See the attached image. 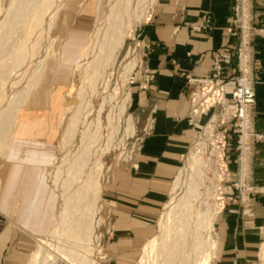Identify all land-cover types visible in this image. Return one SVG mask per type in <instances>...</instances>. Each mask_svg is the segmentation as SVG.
<instances>
[{"label": "crops", "instance_id": "obj_1", "mask_svg": "<svg viewBox=\"0 0 264 264\" xmlns=\"http://www.w3.org/2000/svg\"><path fill=\"white\" fill-rule=\"evenodd\" d=\"M103 0H65L53 22L52 57L16 115L0 159V264H33L40 241L59 225L63 200L49 179L58 154L65 93L71 68L100 18ZM235 0H152L136 32L139 53L153 81L131 88L134 147L117 162L100 198L105 230L104 257L96 264H134L153 221L171 193L186 152L197 142L209 115H188L186 77L205 78L218 56L233 75ZM248 56L255 91L251 124L264 134V0H248ZM141 46H145L146 49ZM84 49V48H83ZM233 83L225 85L226 94ZM233 135L228 136L227 168L237 171ZM250 184L259 189L239 207L227 194L215 221L216 252L211 264H258L264 240V142L251 144ZM230 193V192H229Z\"/></svg>", "mask_w": 264, "mask_h": 264}, {"label": "rangeland", "instance_id": "obj_2", "mask_svg": "<svg viewBox=\"0 0 264 264\" xmlns=\"http://www.w3.org/2000/svg\"><path fill=\"white\" fill-rule=\"evenodd\" d=\"M137 3L138 0L130 1V7L127 12V18L129 21L127 36L124 39L123 46L113 66L110 69H107L106 71L98 75L96 79L98 83L96 84L97 92L95 91L94 96L90 100L92 106L90 113L86 117H84L83 114H81L82 116L80 115L77 124L78 130L76 129V133L72 139L73 141L71 140L70 142L64 145H61L59 143L57 159L52 171L49 174V179L52 182L55 189L57 190V192L60 195H62L61 197L63 200V205H64V200H66V198L70 196L71 188L77 187L79 184L84 183L85 182L84 180L87 177L91 179V183L93 184V186L98 185L100 187V198H101V193L103 192L104 184L106 182L109 183L110 181V177L112 175V169L115 168L117 162L119 163L122 162V160L124 161L128 160L135 145L134 144L135 128L131 120V111H130L131 103H132V98H131L132 93L130 90L132 86H137L139 89H144L147 87V85H149L153 81L152 78V80L149 81V83L144 82L145 77L149 73L144 63L145 62L144 57L146 56V54L138 52L140 44L137 43L135 39L136 38L135 30L148 17L147 15L149 13L152 0H143V2H140V4ZM108 4H109V0L102 1V10H101L100 18L95 24V26L92 28L89 37L87 38L85 44L83 45V48L88 49L87 57L85 58V60L80 59V55L83 50L82 48L79 52V56L76 59L75 64L71 68L69 89L65 93L67 108H66L65 116L63 118V122L61 124L60 141H62L63 134L67 129L65 127H68L67 123L75 113L73 101L76 94L83 88L85 90V93L87 92L86 94L88 97V98L86 97L83 103L87 99H89L90 93L88 89V84L92 76L91 75L92 73L88 70L86 73L85 69H88L87 66H89L90 62L93 60V56H94L93 50L97 42L95 37V28L96 25H98V23L103 22L105 20L106 13L108 11ZM43 6H41V9L43 8ZM20 26L21 28H19ZM20 26L18 25V27H16V29H14L12 33H10L8 36H5V38H7V40L10 42L6 40L4 43L5 45H3L2 47L3 51L2 49L0 51V60L1 61L3 60L4 63L2 67L3 75H0V93L5 92V88H8L10 85H12L15 88L13 90V94L10 96L11 98H13L15 94L17 95L19 92L24 91L29 84L32 85L34 83L36 79L35 73L38 68L37 65L39 66L41 65L40 59L38 58L35 61V64L33 63L32 66L27 70L26 72L27 74L25 73V77L23 79L20 80V78H17L16 80H14L16 74L15 72H13L14 74L11 73V71L15 65V61H14L15 53L9 51V47L10 49L14 48V50L16 47L17 50V47L19 46L20 42L28 38L29 35L28 33L31 34L32 33L31 31H33L32 24L26 26L25 24L22 23L20 24ZM127 26L128 25L123 27L124 30H127ZM105 27L106 25H102V28L100 29V35L99 37H97L98 40L103 39L105 34L104 33ZM36 32L37 34H39L38 36L40 37V33L38 31H34V33H32V38L35 36L33 38L35 40L36 38L39 39ZM48 39L49 40L46 45H42V42L41 44L40 43L38 44L39 41L37 42V40L36 41L34 40L35 43L33 41L32 44L34 48L33 51L36 52L35 53L36 56H38L39 50L44 51L43 52L45 54V58L43 60L44 65L45 63H47V61L51 59L52 51L54 50L52 49L54 43L51 42L52 40H51L50 32ZM4 47H6V49ZM141 47L146 49L145 46H141ZM4 49L9 51L10 54L4 51ZM234 63L235 66L232 76L230 77L227 76L225 70H223L222 80L224 81L223 82L224 90L227 82H232L234 85V79L237 76L236 60H234ZM11 65H13V67ZM77 66L79 67L76 68ZM127 67L129 68L127 69ZM105 87H107V92H103V89ZM31 90L29 92H31ZM111 93H113L112 101L106 104L102 109L101 113L97 115V111L102 101V97H104L105 95L108 96V94ZM16 100L17 102L14 100L15 102L13 101L12 103H10V100H7L2 105V111H4L5 114L0 111L1 112L0 113V156H1L0 159L3 156V152L5 150L4 148L5 141H6L5 134L3 131L4 129L3 124H6L7 121L6 118H11L10 114L13 113L15 108L17 107L18 99ZM187 103H188V96H187ZM122 105L124 106L123 112H121L120 114L119 109ZM3 114L4 116H2ZM208 115L209 116L211 115L210 116L211 120L210 121L208 120L204 129L199 133L197 142L184 155L180 165V170L174 180L172 191L165 199L159 216L153 221L152 232L143 241L142 246L138 251L134 264H158V260L160 258L159 239L162 237V232L166 230L167 227L169 228L173 226V224L176 222L175 221L176 217L180 216L178 214L182 212L181 211L182 209L177 208L176 201L184 195L187 184L190 179L191 171L186 169L187 168L186 162L189 156H192L191 159H193V161L194 160L196 161L197 158H200L202 163L205 164L204 168H202L203 170L202 172H204L205 175V181H204L205 188L199 186L197 187V192L200 193L204 191L207 196L205 199H203V201L202 200L199 201L197 207H199V209L210 212L213 210V208L217 209L214 220L212 222L213 223L212 229L210 232L211 238L215 244H216L215 221H217L219 217V213L225 211L226 209L227 194H231L233 196V199L237 202V205L242 208L244 203L240 201V199L244 194V189H248L249 187L253 189L252 194L259 193L260 188H256L250 184V177H249L250 171H248V176L245 177L246 178L244 180L245 182H243L241 187H239V185L236 187L234 185L238 184V181L240 180L239 170L237 168V171L235 173V181L231 183L230 180L232 174L228 168L224 169L223 167V164L227 165L226 162L227 148L225 150V153L224 152L222 153L220 149H218V146L215 142L216 140L212 136V127H213L212 122L214 121V116L212 117L211 111L210 114ZM206 128L209 130L208 134H206L204 131ZM83 133L87 135L86 137L87 140L86 139L82 140ZM252 133L258 134L255 133L253 129H252ZM230 134H232V132H230ZM93 135H95L96 137L92 141H90V137ZM108 139L111 140L108 141ZM234 141L235 139L233 137V142ZM234 146H235V142H234ZM236 161H237V154H236ZM180 172H182V174L180 175V178H178ZM196 203L197 202H195L194 204ZM169 210H172L174 217L173 219L168 220L166 225L165 226L163 225L162 229H160L159 222L161 218L169 212ZM77 211L79 213L81 212L80 210ZM78 212L75 214V218L78 216L77 215L79 214ZM68 218H69L68 216L65 217L64 218L65 221L66 219L68 220ZM110 225H111L110 222H108L107 224L106 221L101 218L100 199H99V209L92 217L91 227L93 229L91 230L89 235V239H91L93 244L92 245L93 251L91 252L90 259H92L95 264L105 256L103 251V245H104L103 243L106 239L105 237L107 236L104 234V232L105 230H107V228H110ZM59 228L61 227L58 225V227L53 231V233H51L47 237V239H43V243H47L49 247L50 245H52L53 247L64 248L67 251L68 250L73 251L74 253L82 255L84 250H82L81 247H83L84 245L81 246L82 243L80 244L73 241L72 239L61 237L60 230L62 228L61 229ZM216 247L217 246L215 245L214 255L209 264L212 263V260L215 257ZM147 249H149V251H147ZM56 264H68V263L61 260L58 261ZM258 264H264V240L258 251Z\"/></svg>", "mask_w": 264, "mask_h": 264}, {"label": "bare ground", "instance_id": "obj_3", "mask_svg": "<svg viewBox=\"0 0 264 264\" xmlns=\"http://www.w3.org/2000/svg\"><path fill=\"white\" fill-rule=\"evenodd\" d=\"M64 1L65 0H0V51L7 40L5 36H8L10 33H12L13 30L22 23L26 26L32 24L33 31H29L32 33H34V31H38L40 33L39 37V34L36 32L37 36L39 37V39L36 38L37 42L39 41L38 44H41L42 42V45H46L49 40V32H51L50 30L52 28V24L59 18L58 13ZM130 1L131 0H109L108 11L106 13L105 20L96 25L95 37L97 42L93 50V60L90 62L89 66H87L88 69H85L86 73L87 70L92 73L88 84L90 93L89 99L85 101L86 103H83L87 97V92L85 93L83 88L76 94L73 101L75 113L70 120L68 119V127H65L67 129L63 134L62 141H60L61 145L67 144L73 139L76 133L80 115L83 114V116L86 117L90 113L92 107L90 100L94 96L96 84H98L96 79L98 75L113 66L118 54L120 53L129 27L127 12L130 7ZM140 2H143V0H138L137 4H140ZM41 6H43L42 9ZM102 25H106L104 32L105 34L102 40H98L97 37L100 35V29L102 28ZM126 25H128L127 30H124L123 27ZM19 28H21V26ZM32 33H28L29 35L27 34L28 38L20 42L17 50L15 47L16 52L14 48L10 49L9 47V51L15 53V65L13 64L14 67L11 65L13 67L11 73L15 72L16 74L14 80L17 78H20V80L23 79L27 70L32 66L33 63L35 64V61L38 58L40 59L41 65L39 66L36 64L38 66L35 73L36 79L34 83L32 85L29 84L24 91L19 92L17 95L15 94V96H12L13 98H11L10 96L13 94L15 87L10 85L8 88H5L4 86L5 92L0 93V111L4 114L5 112L2 111V105L7 100H10V103H12L14 100L17 102L16 99H18L17 107L15 108L14 112L10 114L11 118H6V124H3V131L6 140L4 148L7 147L8 139L12 130L14 129L16 115L21 107L22 102L24 101L28 92L34 88L35 84H37V81L42 74L43 67H45L43 62L45 58V54L43 53L44 51L39 50L38 56H36V52L33 51L34 48L32 44L35 40L33 39L35 36L32 38ZM51 42L53 43L54 41L52 40ZM4 48L6 49V47ZM5 49L4 51L10 54L9 51ZM87 54L88 49L84 48L81 52L80 59L85 60ZM3 65V60H0V75H3ZM78 67L79 66L76 68ZM128 68L129 67H127V69ZM103 92H107V87L103 89ZM112 97L113 93L102 97L97 115L101 113L106 104L112 101ZM123 107L124 106L122 105L119 109L120 114L123 112ZM4 114L2 116H4ZM204 131L206 134L209 133L207 128ZM86 137L87 135L83 133L82 140H85ZM95 137V135L91 136L90 141H92ZM110 140L108 139V141ZM191 158L192 156H189L186 162V169L191 171L186 191L184 195L176 201L177 208L182 209V212L178 214L180 216L176 217V222L173 224V226L169 228L167 227V229L162 232V237L159 239V256L161 259L159 258L158 264H209L214 255L215 243L211 238L210 232L217 209L213 208V210L210 212L197 207L199 201H203V199H205L207 196L204 191L200 193L197 192V187L200 186L205 188V175L204 172H202V168H204L205 164L202 163L200 158H197L196 161H193ZM181 174L182 172L179 173L178 178H180ZM84 181V183L79 184L77 187L71 188L70 196L64 200V205L59 215V226L62 228H59L61 229L60 236L66 237L67 239H72L73 241L80 244L82 243L81 246L84 245L81 247V249L84 250L83 254L79 255L73 251H67L64 248L53 247L52 245L49 247L47 243L40 241L37 250L34 252L32 257L33 264H56L61 260L68 264H95L93 260L90 259L91 252L93 251V244L91 239H89V235L93 229L91 227L92 217L99 209L100 187L98 185L93 186L89 177H87ZM195 202L197 203L194 204ZM77 210H80L81 212L79 213ZM77 212L79 214H77L78 216L75 218V214ZM67 216L69 218L65 221L64 218ZM173 217L174 214L172 213V210H169V212L165 214L159 222L160 229H162L163 225H166L168 220L173 219ZM149 249H147V251H149Z\"/></svg>", "mask_w": 264, "mask_h": 264}, {"label": "built area", "instance_id": "obj_4", "mask_svg": "<svg viewBox=\"0 0 264 264\" xmlns=\"http://www.w3.org/2000/svg\"><path fill=\"white\" fill-rule=\"evenodd\" d=\"M235 1L232 35L237 39L233 52L237 76L234 79L233 90L229 95L224 90L222 80L224 69L218 56L213 58L209 76L205 78L187 76L185 84L188 89L189 118L197 120L211 111L212 117L214 116L212 136L222 153H225L228 136L232 132L240 178L238 184L234 186L241 187L248 176L251 144L264 142V134H253L251 129L250 112L255 103V91L250 77L251 65L248 56L249 33L252 30L249 24L248 0ZM152 78L153 76L148 73L144 82L149 83ZM208 120L210 121L211 117ZM223 167L227 169V165L223 164ZM252 193L253 189L249 187L244 189L240 201L245 204Z\"/></svg>", "mask_w": 264, "mask_h": 264}]
</instances>
